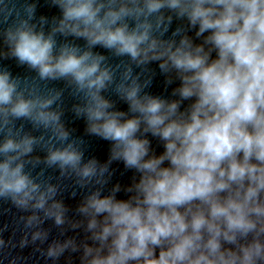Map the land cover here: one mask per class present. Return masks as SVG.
I'll list each match as a JSON object with an SVG mask.
<instances>
[{"label": "clouds", "instance_id": "obj_1", "mask_svg": "<svg viewBox=\"0 0 264 264\" xmlns=\"http://www.w3.org/2000/svg\"><path fill=\"white\" fill-rule=\"evenodd\" d=\"M52 3L60 15L46 31L43 16L33 22L34 5L0 0V57L39 81H66L79 99L75 115L109 142V157L85 158L61 121V91L41 92L0 68V200L27 213L18 243L0 232V264H22L12 252L29 246L45 264L66 254L78 264H264V0ZM157 74L164 95L148 90ZM21 119L48 139L14 130ZM37 145L45 165L88 189L79 220H69L56 185L26 170ZM113 162L132 173L129 184L109 187ZM45 220L84 238L50 239Z\"/></svg>", "mask_w": 264, "mask_h": 264}, {"label": "water", "instance_id": "obj_2", "mask_svg": "<svg viewBox=\"0 0 264 264\" xmlns=\"http://www.w3.org/2000/svg\"><path fill=\"white\" fill-rule=\"evenodd\" d=\"M15 2L18 7L25 3L34 5L35 19L33 22L38 24L40 17L43 16L48 21L44 26L46 31L50 28L54 19L58 18L60 15L59 9L53 5L52 0H15ZM175 26L176 24L174 22L173 27ZM64 39L65 38L62 36H57L58 42H63ZM67 40L81 46L84 44L82 39L72 36L67 37ZM93 51L106 56L108 62L112 65L120 63V58L113 57L111 53L100 46L94 47ZM0 53H7V46L3 43L2 39H0ZM151 67L156 69L158 73L159 70L155 64L151 65ZM0 68H6L14 77L19 78L22 82H26L29 87L34 86L38 88L41 92H47L48 90L61 91V100L58 102L60 111L62 112L61 121L69 131L71 138L80 142V146L84 151L86 159L96 158L101 163L108 160L109 142L87 133L84 119L78 118L73 111V106L79 102V99L73 94L72 87L66 81H39L34 71L30 70L25 65L18 64L17 61L11 57H0ZM136 71H139V69H136ZM148 90L156 95L166 94L164 78L157 74ZM168 91H170V88ZM105 95L115 103L117 110L127 111V104L120 100L114 93L109 92L105 93ZM56 106L57 105H53L54 108ZM14 130H21L22 133H30L35 137L44 136L45 140H47L50 135V133L42 128H33L32 124L26 119L15 121ZM152 144L157 152L162 150L157 146L155 140L152 141ZM45 155L46 152L44 147L42 145H37L30 157L26 158L33 161V163L26 164V170H28L39 181L56 185L58 187V195L56 198L62 200L68 209L67 216L69 220H79L80 217L76 212V209L88 189H81L77 185L74 176L61 175L58 168H49L45 165L43 163ZM37 158L39 160L38 163L35 162ZM111 170L113 175L109 187L116 183H119L122 186L130 183L132 173L125 170L122 163L113 162ZM118 197L123 198V193H119ZM25 215H27V213L21 212L9 201L0 200V232H2V236L6 241L12 239L14 242L18 243L21 235L25 231L23 221L21 220V217ZM42 227L49 231L50 239L59 238L62 240L66 237H75L79 241L82 240L85 235L82 229H72L68 224H65V231L62 236L60 235V229L57 228L51 220H45ZM12 254L21 256L23 258L22 264H45L40 258L39 253L34 251L33 246L26 247L23 250L17 248L13 250ZM60 264H78L76 254H72L71 256L66 254L65 257L61 258Z\"/></svg>", "mask_w": 264, "mask_h": 264}]
</instances>
